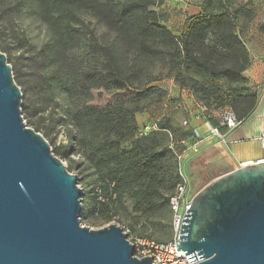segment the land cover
Listing matches in <instances>:
<instances>
[{"label":"trees","instance_id":"16d2710c","mask_svg":"<svg viewBox=\"0 0 264 264\" xmlns=\"http://www.w3.org/2000/svg\"><path fill=\"white\" fill-rule=\"evenodd\" d=\"M161 4L163 0H33L50 34L49 42L35 51L14 26L25 2L0 0V41L13 37L16 44L0 50L20 53L8 62L17 84L26 87L25 94L21 88L24 120L47 138V129L34 118L56 103L58 95L77 102L69 118L77 132L73 142L100 179L93 186V203L85 202L82 192L81 217L108 223L114 216L119 220L123 210L133 233L142 220L144 228L158 229L166 218L173 225L170 201L181 183L168 131L179 138L186 133L176 132L171 120L163 119L158 129L139 135L138 115L167 96L154 83L173 78L205 107H231L242 121L260 99L244 77L251 59L230 0H205L202 12L185 20L180 36L166 27L167 15L156 11ZM84 16L103 25L113 39L102 42ZM28 47L32 53L25 58ZM97 61L107 66L109 76L94 72L83 81V72L97 69ZM125 142L131 146L124 148ZM52 151L63 158L74 150L65 145ZM109 182H115L118 197L102 203L95 189L101 185L108 193ZM127 202L132 203L131 213Z\"/></svg>","mask_w":264,"mask_h":264},{"label":"water","instance_id":"95a60500","mask_svg":"<svg viewBox=\"0 0 264 264\" xmlns=\"http://www.w3.org/2000/svg\"><path fill=\"white\" fill-rule=\"evenodd\" d=\"M22 104L0 50V264H153L134 256L119 226L82 225L78 178L27 125ZM177 250L190 264H264V161L226 173L195 195Z\"/></svg>","mask_w":264,"mask_h":264},{"label":"rangeland","instance_id":"374dc122","mask_svg":"<svg viewBox=\"0 0 264 264\" xmlns=\"http://www.w3.org/2000/svg\"><path fill=\"white\" fill-rule=\"evenodd\" d=\"M25 2V8L23 12L19 14L15 20L14 26L15 28L26 38L29 40V45L33 47L35 51L41 49L45 44H47L50 40V34L47 26L38 18L35 13V10L32 7L33 0H23ZM205 0H185V2H180L179 0H163V5H159L156 7V11H159L163 14H166L168 18H170V23L172 22L174 26L181 25L190 15L195 13V10H191L190 7H194L195 5H200L198 3L202 2V6ZM230 10L233 14L238 17V29L239 31L242 30L244 27V22L250 16V12L257 11L259 5L262 3L260 0H230ZM191 10V11H190ZM255 13V12H253ZM257 13V12H256ZM86 22L91 24V27L95 29L98 37L102 42H109L113 39V35L110 34L107 29L98 24L95 19L90 16H84ZM170 25V24H169ZM9 46L10 48H15L16 44L13 37L2 39L0 41V47ZM32 49L28 47L24 50V57L28 58L31 56ZM15 50L13 54H6L8 60L15 61L16 55H19ZM81 56V55H79ZM83 57V56H81ZM98 68H89L85 70L82 74L83 81L86 78L94 73L97 72L102 76H109V69L103 66L102 62L97 61ZM162 68V67H161ZM161 68H157L156 71L159 72ZM163 73H165V68H162ZM173 78L165 77L163 80L154 83L155 85L162 86H170ZM175 82V81H174ZM176 83V82H175ZM177 84V83H176ZM179 85V84H178ZM180 86V85H179ZM181 87V86H180ZM23 89L24 94L26 93V87L21 86ZM187 90V88H185ZM167 91V90H166ZM173 102L172 98L171 101ZM158 104V105H156ZM77 102L75 100H70L69 98L65 97L64 95H58L56 99V103L50 106V108L42 114V116H38L34 118V120L39 122L42 126H44L48 131V136L46 140L50 143L52 150L56 147H60L63 149V146L68 145L70 149L74 150L71 152L69 157H58L62 160L67 168L71 171L70 173L77 175L78 178V185L82 189V192L85 193L84 200L88 203H93V186L99 183L100 179L98 174L89 167L88 163L86 162L83 154L77 149V145L74 144V139L77 137V132L74 130L72 125L69 122L70 112L75 108ZM152 105L157 107L158 110H161L162 101L158 103H153L149 105V108H152ZM151 106V107H150ZM174 109H176L177 105L174 104ZM148 108V107H147ZM146 109L145 111H149L151 109ZM177 111V110H176ZM142 112V113H143ZM140 116V114H139ZM181 119L180 117H178ZM186 120V119H184ZM183 120V121H184ZM27 123V120H25ZM182 121V122H183ZM28 125V124H27ZM30 127V126H29ZM33 129V127H30ZM72 129V137H69V130ZM42 134L41 132H39ZM43 135V134H42ZM44 136V135H43ZM124 148H129L131 146L130 142H125L123 144ZM222 168L220 163H215L213 166L204 167L201 163H192L190 164L189 168L187 165V172L189 177L191 178L192 183V192L193 194H197L200 192L207 184H209L210 180L217 174L219 169ZM83 199V198H82ZM84 202V203H85ZM82 206L83 203H82ZM126 206L128 207V213L132 211V203L127 202ZM120 218L119 220H115L110 225H116L120 228L129 229L133 236H138L140 234L147 235L152 237L153 239L159 242H169L174 237V227L171 222V218H166L161 220L158 229H153L151 227L144 228L142 220L138 225L135 226L136 232L133 233L130 226L129 218L127 219L126 214L123 210L119 211ZM129 217V216H128ZM134 217L133 215L131 216ZM81 218V223L83 226L91 229V230H99L104 228L105 222L101 221L97 218H89L84 219Z\"/></svg>","mask_w":264,"mask_h":264},{"label":"crops","instance_id":"0c3cea01","mask_svg":"<svg viewBox=\"0 0 264 264\" xmlns=\"http://www.w3.org/2000/svg\"><path fill=\"white\" fill-rule=\"evenodd\" d=\"M260 2L262 4L259 5L258 10L250 12L240 33L251 59L249 67L244 72V77L249 80L248 87L260 94L259 102L250 117L229 136L227 142H220L216 138L204 140L200 144L199 151L190 156L187 161L188 168L190 164L196 162L201 163L204 167L220 163L222 168L210 182L239 167L264 161V150L258 141V137L264 133V0H260ZM198 4L200 5L190 7L192 11L195 10V13L189 17L202 12V2ZM170 20L168 18L165 23L166 27L174 36H180L185 21L176 27L172 22L170 23ZM158 87L164 91L167 90L161 110L152 105V108L148 107L151 110L140 113V116L137 117L140 128L155 125L158 127L161 120L170 119L175 131L182 132V121L188 119L190 130L197 129L205 136V126L200 117L202 103L196 99L193 92L180 87L174 80L170 86L161 87L159 85ZM171 98L172 103L169 102ZM174 104L177 105L176 109H174ZM152 130H156V128Z\"/></svg>","mask_w":264,"mask_h":264},{"label":"built area","instance_id":"2783aa9c","mask_svg":"<svg viewBox=\"0 0 264 264\" xmlns=\"http://www.w3.org/2000/svg\"><path fill=\"white\" fill-rule=\"evenodd\" d=\"M179 1L185 2V0ZM200 117L205 126V136L197 129L190 130V121L188 119L182 122V132L186 133L185 137H176L172 132L168 131L169 147L175 155L178 174L181 179V183L170 201L174 227L173 239L166 243H160L149 237L133 236L129 229L122 228L134 248V256L138 259L149 257L152 259L153 264H190L188 257L185 255L186 252L177 250L185 213L190 209L193 198L196 195L192 192V183L187 172L188 158L199 151L200 144L204 140L216 138L220 142H227L229 136L244 123L238 118L234 110L228 106L220 109H209L202 105ZM153 128L158 129L157 125L146 126L140 130L139 135H145ZM258 141L264 150V133L258 137ZM115 186V182H109L108 193H105L104 188L98 185L95 190L99 196V201L102 203L116 201L118 193L115 191ZM115 220H118L117 216H114L112 221L106 223L104 227L109 226Z\"/></svg>","mask_w":264,"mask_h":264}]
</instances>
